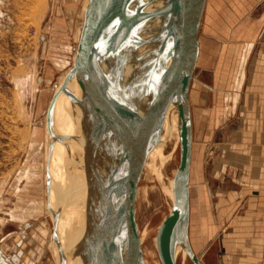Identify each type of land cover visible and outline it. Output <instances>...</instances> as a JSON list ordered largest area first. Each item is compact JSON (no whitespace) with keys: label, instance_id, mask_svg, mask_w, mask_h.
Here are the masks:
<instances>
[{"label":"rangeland","instance_id":"obj_1","mask_svg":"<svg viewBox=\"0 0 264 264\" xmlns=\"http://www.w3.org/2000/svg\"><path fill=\"white\" fill-rule=\"evenodd\" d=\"M253 2L208 0L207 10L214 7L217 18L222 15L223 22L228 23L227 13L232 15L238 6H251ZM88 3L89 0H0V264H57L52 251L56 220L50 209L57 203L49 197V164L56 147L67 149L68 145L49 133L48 109L72 67ZM143 4V14L157 12L154 0H143ZM155 20L156 16L143 20L151 49L157 42ZM205 29L203 21L201 43L207 41ZM199 75L197 65L194 78ZM21 80L25 81L24 88ZM54 111L55 107L51 128ZM170 128L178 131V112L171 117ZM163 131L164 125L161 134ZM200 142L195 136V149ZM179 146L176 136L165 154L169 160L162 163H152V153L139 184L137 210L146 264H161L155 236L171 204ZM67 207L78 210L73 196L68 194L65 211ZM177 264H192L183 249L178 251Z\"/></svg>","mask_w":264,"mask_h":264},{"label":"crops","instance_id":"obj_2","mask_svg":"<svg viewBox=\"0 0 264 264\" xmlns=\"http://www.w3.org/2000/svg\"><path fill=\"white\" fill-rule=\"evenodd\" d=\"M208 6L190 91L201 141L190 241L202 264H264V0L227 13L228 23Z\"/></svg>","mask_w":264,"mask_h":264},{"label":"water","instance_id":"obj_3","mask_svg":"<svg viewBox=\"0 0 264 264\" xmlns=\"http://www.w3.org/2000/svg\"><path fill=\"white\" fill-rule=\"evenodd\" d=\"M128 0H89L78 43L73 52L72 68L59 90L53 95L48 109V128L51 133V115L61 93H67V85L74 82L82 98L91 106L95 122L85 146V164L91 172L92 186L96 184L95 152L105 132L104 116L116 132L124 151L125 175L123 201L108 233L106 254L102 264H146L141 241L137 201L139 184L153 142L161 135L168 109L175 104L178 112L179 165L173 177V193L168 212L160 222L156 236V250L161 264H177L175 247L179 245L192 264H202L190 244L191 217V168L193 161L194 127L190 91L200 54V31L208 0H170L162 10L138 16L133 22L151 16L171 14L168 36L173 37V53L167 76L147 101L143 110L129 117L116 101L100 73L92 76L85 68V58L92 54L97 66V38L105 25L116 15L119 7ZM129 26H121L114 40L113 50L123 43ZM86 200L89 222L90 200ZM108 204V203H107ZM106 209V207L104 208ZM108 213L105 210L93 225L89 240V264H99L100 237Z\"/></svg>","mask_w":264,"mask_h":264},{"label":"bare ground","instance_id":"obj_4","mask_svg":"<svg viewBox=\"0 0 264 264\" xmlns=\"http://www.w3.org/2000/svg\"><path fill=\"white\" fill-rule=\"evenodd\" d=\"M154 2L158 12L165 8L170 0ZM143 12V0H128L126 4L121 5L97 38V66L93 64L92 54L84 61L85 68L92 76L100 73L111 94L132 119L143 110L147 101L165 80L173 53V37L168 36L171 24L174 25L172 15L156 16L153 30L157 42L151 49L147 32L143 27L144 19L137 23L133 22L138 16L145 15ZM123 25L129 26L128 32L118 50L114 51V40ZM64 80L65 78L61 80L56 92ZM25 86V81L21 80V87ZM176 112L177 107L173 104L165 115L163 133L153 142L148 161L152 153H155V159L150 160L152 163L169 160L170 157L165 155L169 144L176 136L179 140L178 131L174 132L170 128L171 117ZM94 122L95 114L91 106L82 98L76 84L69 82L67 93H61L57 99L54 126L50 133L54 139H63L62 142L68 145L67 149L64 146L56 147L55 151H52L54 156L49 164L51 181L49 197H54L57 203L56 206H50L56 220V241L54 240L52 251L57 264H89L88 244L93 236V225L106 210L108 213L106 222L103 230L97 235L100 237L99 264H102L106 254L108 233L123 201L124 151L106 116L105 132L99 145L94 147L97 182L91 188L93 178L90 170L86 168L84 153ZM73 188L77 192L75 190L74 192ZM67 194L73 196L77 203V211L69 207L65 211L64 202ZM88 194H90L89 222L86 207ZM179 249L182 248L176 245V260ZM124 260L123 252L120 264H123Z\"/></svg>","mask_w":264,"mask_h":264}]
</instances>
